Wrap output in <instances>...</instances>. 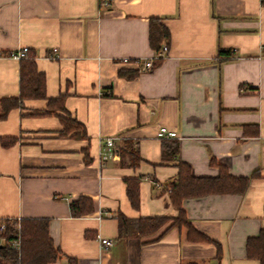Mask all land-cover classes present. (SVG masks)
<instances>
[{
  "label": "crops",
  "instance_id": "0c3cea01",
  "mask_svg": "<svg viewBox=\"0 0 264 264\" xmlns=\"http://www.w3.org/2000/svg\"><path fill=\"white\" fill-rule=\"evenodd\" d=\"M153 17L170 32L161 44L168 52L141 70L123 59L154 56ZM22 47L47 97L25 99L0 121V218H47L60 251L50 264H260L246 243L264 228L263 0H0V99L20 94L21 60L8 55ZM61 95L78 122L66 134L65 112L49 105ZM163 125L178 136L159 138ZM248 125L259 132L245 133ZM111 136L119 155L102 162L101 139ZM5 137L16 141L4 146ZM180 163L196 176H217L224 165L251 177L242 194L183 200L189 225L210 240L170 227ZM127 179L140 181L138 207ZM80 196L94 211L73 216ZM120 213L168 220L152 234L121 237Z\"/></svg>",
  "mask_w": 264,
  "mask_h": 264
},
{
  "label": "trees",
  "instance_id": "16d2710c",
  "mask_svg": "<svg viewBox=\"0 0 264 264\" xmlns=\"http://www.w3.org/2000/svg\"><path fill=\"white\" fill-rule=\"evenodd\" d=\"M170 32L166 25L160 22L156 17L151 18L150 22V45L155 50L160 49L162 41L169 37ZM233 51H228L232 53ZM227 51L221 50L220 54ZM127 71L121 70V74ZM137 71H134L130 77H135ZM45 76L41 73L36 64L35 56L29 52L27 58L21 60L20 67V94L15 97H6L0 99V121L5 119L12 110L22 108L25 99L28 98H46ZM49 105L51 110L59 109L64 113H60L64 124L63 134L75 129L78 124L75 118L66 117V108L64 106V96L58 98H50ZM50 113V111L43 114ZM252 128L251 132L249 129ZM257 126L248 125L245 133H258ZM15 138H2V144L8 146L14 144ZM177 144V143H176ZM177 146L175 150H177ZM130 156L133 165L139 161V156L135 150H131ZM251 177L235 176L229 173L227 167L220 165V172L217 176H196L193 174L191 167L186 163H180L177 180L171 183L170 193L173 204L179 210V216L170 225L182 226L188 225L189 238L195 240H210L207 236L197 233L195 229L189 225L186 213L182 207L185 198L202 197L209 194H242L246 191ZM127 194L133 206L140 205V181L139 179H127ZM73 216H82L94 211V201L87 196H80L73 200L70 204ZM119 220V236L127 237L131 234L138 233L140 236L149 235L156 232L168 220L166 216L158 217H141L131 219L120 213ZM7 231L5 235L12 239L14 237V224L17 220L11 222L7 219ZM21 224V245L20 249L11 247L7 242L0 244V264H50L55 262L59 256V249L55 248L53 239L50 235L49 220L47 218H22ZM2 234L0 233V237ZM247 256L249 258L258 259L260 264H264V228L261 229L258 236L250 237L246 243ZM69 264H78L73 257L69 258ZM185 264H197L196 262H187Z\"/></svg>",
  "mask_w": 264,
  "mask_h": 264
},
{
  "label": "built area",
  "instance_id": "2783aa9c",
  "mask_svg": "<svg viewBox=\"0 0 264 264\" xmlns=\"http://www.w3.org/2000/svg\"><path fill=\"white\" fill-rule=\"evenodd\" d=\"M106 3H108L109 0H105ZM264 3V0H263ZM53 53L50 54V58L57 57L58 56V48H54ZM168 52V45L163 44L160 49L155 51V54L151 58L146 59H129L124 58V62H134L137 64L139 69L141 70H147L154 66L155 60H159L167 55ZM9 57H12L16 60H22L23 58H27L29 56V48L28 47H22L17 51L10 52ZM157 136L159 138H166V137H177L178 133L176 130H172L168 128L167 126H161L158 129ZM116 137H106L101 139V146L98 152V157L100 161L104 162L109 158H115L119 155V149L115 143ZM159 186V183H157ZM7 219L10 218H0V233L2 236L0 237V244H3L4 242H7L11 247L15 249H20L21 245V225L20 220L21 219H10L11 222H14V220H17V223L14 224V237L12 239H9L5 233L7 231ZM101 243L103 246H111L113 244V241L109 238H101Z\"/></svg>",
  "mask_w": 264,
  "mask_h": 264
}]
</instances>
